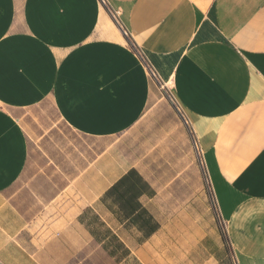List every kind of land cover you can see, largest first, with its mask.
Instances as JSON below:
<instances>
[{
	"label": "crops",
	"instance_id": "1",
	"mask_svg": "<svg viewBox=\"0 0 264 264\" xmlns=\"http://www.w3.org/2000/svg\"><path fill=\"white\" fill-rule=\"evenodd\" d=\"M108 2L189 125L98 0H0V261L224 264L211 193L264 264V0Z\"/></svg>",
	"mask_w": 264,
	"mask_h": 264
},
{
	"label": "built area",
	"instance_id": "2",
	"mask_svg": "<svg viewBox=\"0 0 264 264\" xmlns=\"http://www.w3.org/2000/svg\"><path fill=\"white\" fill-rule=\"evenodd\" d=\"M98 1H99L100 6L109 15V17L111 18L112 22L117 27V29L119 30V32H121V34H122L123 38L125 39L128 47L130 48V50H132L134 52L135 56H137L139 62L143 66V68L146 69L150 80L155 85H157L158 87H160L162 90L165 89L166 85L161 80V78L159 77L156 69L152 66V64L150 63V61L146 57L144 51H142L139 48V46L135 42V40H134L133 36L131 35V33L128 32V30L124 26V24L122 22V17H123V14H124L123 13V9L120 8V7H113L112 5H110V3L108 2V0H98ZM166 89L167 90L164 91V92H165V95L167 96L169 102L172 105H174L176 111L181 116L182 121L184 122V124L186 126H188L189 124H187V120H186V118L184 116L183 111L181 110V108L179 107V105H177V103L175 102V99H174L173 95L171 94L169 88L166 87ZM191 139H192V142L194 143V150H195V154H196L197 161L199 162V165L201 166L202 171H205V165H204V161L202 159V153L200 151V148H199L198 142L196 140V137L193 135V133L191 135ZM215 203H216V200H215ZM216 205H217V203L215 204V206ZM0 264H2L1 261H0Z\"/></svg>",
	"mask_w": 264,
	"mask_h": 264
},
{
	"label": "rangeland",
	"instance_id": "3",
	"mask_svg": "<svg viewBox=\"0 0 264 264\" xmlns=\"http://www.w3.org/2000/svg\"><path fill=\"white\" fill-rule=\"evenodd\" d=\"M155 86L158 87L157 85H155ZM158 88L161 91V94L164 95V97L167 99L166 101L170 104V106L173 107L172 111H174L173 112V115H174L175 119L176 120H181V116L176 111L174 105H172L169 102L167 96L165 95V92L164 91L167 90L166 87L163 90L160 87H158ZM44 110H46V109H44ZM49 112H52V110H50ZM45 114H46V111H45ZM170 116L171 115L168 114L167 109L161 110L159 113L154 114L153 116H151L152 117L151 122H149L145 126V128L143 129V132H141L140 134L143 135V134H146V133H148V132H150L152 130H155V131L158 130L159 129V126H160L159 123H160L161 119H163L164 117H166L168 119V118H170ZM32 120L33 121H31V119H30L31 125H33V123H34L35 125H39V127L44 128L48 124L52 123L53 120L56 121V118H55L54 115L53 116H49V117H47L46 115H42V116L39 115V116H34ZM181 122H182V124H184V122L182 120H181ZM190 141L192 142L191 137H190ZM88 145H90V147H93L94 146V145H91V143H89ZM192 147L194 148V143L193 142H192ZM203 179H204V177H203ZM204 184H205L206 190H208V183H207V181L205 179H204ZM208 196L210 198V206H211L212 215L214 216L215 225H216V227L218 229V232L221 235V239H222L223 254H224V264H234L235 259H234V257L232 259L233 254L230 253V250H229V240H228V236L226 235V231H225V223L222 220L221 216L219 215L218 206L217 205L215 206V204L217 202L215 203V199L213 198V196H212L211 193L208 194Z\"/></svg>",
	"mask_w": 264,
	"mask_h": 264
}]
</instances>
